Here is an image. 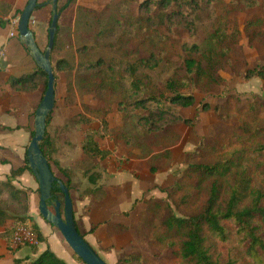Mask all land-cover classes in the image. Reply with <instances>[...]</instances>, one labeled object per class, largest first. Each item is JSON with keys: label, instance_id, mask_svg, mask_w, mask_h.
Segmentation results:
<instances>
[{"label": "trees", "instance_id": "16d2710c", "mask_svg": "<svg viewBox=\"0 0 264 264\" xmlns=\"http://www.w3.org/2000/svg\"><path fill=\"white\" fill-rule=\"evenodd\" d=\"M39 3L36 10L50 4ZM76 4L77 0L58 4L60 16ZM13 6L0 0V26L10 22L4 18ZM76 6L69 28L76 57L73 62L58 60L53 70L56 82L63 73L67 94L89 95L97 101L85 107L95 118L87 123L98 121V126L89 128L81 142L85 160L80 171L87 184L81 200L103 202L108 176L101 165L104 160L119 152L120 162L144 160L152 174L172 167V150L181 141L177 126L194 124L180 113L196 105L191 91L217 92L225 83L219 73L226 68L241 74L240 67L246 64L238 50L240 13H247L244 33L250 47L264 56V0H109L102 11ZM14 13L21 15L22 10ZM61 30L58 23L53 53L60 48ZM181 33L202 34V39L181 43L175 37ZM160 71L170 75L161 80ZM255 77L264 81V65L244 75L247 80ZM47 80L37 68L30 76L10 77L8 82L17 92L45 93ZM114 105L122 120L117 129L108 122ZM210 108L204 104L202 109ZM215 114L231 129L198 143L172 186L163 190L165 199L145 201L137 230L154 255L132 252L121 256L118 264H157L163 251L170 252L169 264H264V101L243 105L227 94ZM106 138L113 150L102 148L100 140ZM41 149L53 174L71 192L72 172L59 167L60 175L56 174L58 163L51 159L54 149L48 132ZM24 162L0 180V227L12 222L2 234L10 245L21 227L45 241L29 212L30 189L14 184L25 171L33 175L27 157ZM52 196L63 202L57 183ZM32 253L38 254V247H32ZM14 264L68 263L47 248L34 259H16Z\"/></svg>", "mask_w": 264, "mask_h": 264}, {"label": "rangeland", "instance_id": "374dc122", "mask_svg": "<svg viewBox=\"0 0 264 264\" xmlns=\"http://www.w3.org/2000/svg\"><path fill=\"white\" fill-rule=\"evenodd\" d=\"M66 1L67 0H61L59 6H63ZM224 1L226 3L230 2V0ZM27 2L28 0H23V3L19 6V9L13 6V10L23 11ZM108 2L109 0H77L76 5H84L87 7H92L98 11H102ZM76 5L69 7L60 16L59 25L62 28L60 32L62 39L60 48L52 54L53 64L61 59H67L70 62H73L76 57L75 50L69 44L72 37L69 28L73 27L77 7ZM45 8L46 10L42 14L38 13L39 11L36 10L32 14V19L35 17L37 20H41L43 22V27H45L48 34V29L50 27L52 18L51 4L46 5ZM14 11H12L10 15H12V20L18 19L19 24L21 15L15 16ZM246 19L247 13L242 12L238 15V25L242 32V38L238 44V50L242 55L246 65L240 67L241 74L238 75H234L230 68L221 70L219 74L223 77L225 83L220 86L217 92L207 94L195 89L191 91V94H193L196 98V105L193 108L181 110L180 113L185 118L192 120L194 124L192 126H177V130L181 135V139L183 138V144L177 148L176 152L178 161H181V158H183L182 148L185 144H187V149H192L195 144H197V147L198 143L202 139H212L217 134L227 132L231 129L229 124L220 121L215 114V108L225 101L227 94L238 97L243 105L255 101H264V81L256 77L249 80L244 78L247 70L255 69L258 64L264 65V56H260L256 49L250 47L248 39L244 33ZM35 22L32 23L33 29L36 27ZM175 37L181 43L186 42L189 44H194L199 43L200 39H202V34H199L198 36H190L187 33H181ZM46 47L47 45L45 44L42 50L44 51ZM159 73L160 78L158 76L157 78L161 80L166 79V77L170 75L169 72L163 73L160 71ZM66 87L65 77L63 73H59V79L56 82V106L52 113L51 123L48 126L47 132L51 136L53 142L54 151L51 159L52 161L58 163V166L54 167L56 174H58V176L60 175L59 167L72 172L73 189L70 194L74 202L75 220L77 225H80L83 215L81 203L84 201L81 200V196L87 187L85 178L80 171V163L85 160L81 149V142L84 138L85 132L89 128H97L98 126V121L94 123L92 122L91 124L87 123L88 119L94 120L95 118L91 113L86 111L85 107L95 106L97 105V101L89 95L78 94L70 96L67 94ZM43 95V90L40 89L38 92V105L40 104ZM204 104H209L211 107L210 110L204 111L202 109ZM36 109L31 114L32 123H34ZM121 121V116L117 112L116 105H114L113 113L108 116L109 125L111 128L117 129L120 127ZM107 140L110 141L109 138L100 140L102 147H105ZM190 152L186 153L183 160L184 164L186 157ZM120 153H122V150H120ZM39 200V185H37L36 189L30 190L29 212L34 219V222L40 227V230L45 237V241L43 243L39 242L38 245H32L28 242H20L17 243V245L21 248H29L31 251L32 247H38V249L41 250L52 248L56 251L59 248L60 250H64L70 256L74 264H84L83 261L81 262L74 257V252L66 243L61 233L41 217L39 213ZM61 200H63V198H61ZM140 215L139 222L135 223L130 231L125 225L122 224L115 225L114 229L110 227L111 229L104 228V231L101 230L99 233V238L103 240L104 243H107V246L104 249L102 247H98L99 251L102 252V254L108 252H112L115 256L118 254V258H121V256L132 252H140L145 256H153L154 253L150 250L146 240L141 235H139V231L137 230L140 223ZM100 224H106V222ZM94 231L95 230H93V232ZM113 232L116 234V236L113 234ZM169 259V251L161 252L156 258L157 264H169ZM115 264H118V262Z\"/></svg>", "mask_w": 264, "mask_h": 264}, {"label": "crops", "instance_id": "0c3cea01", "mask_svg": "<svg viewBox=\"0 0 264 264\" xmlns=\"http://www.w3.org/2000/svg\"><path fill=\"white\" fill-rule=\"evenodd\" d=\"M8 2L19 9L23 0ZM45 10L46 8L43 7L38 10V13L42 14ZM11 16L4 18L10 21L6 26H0V64L2 66L0 70V159L7 161L0 163V180H5L13 170L25 165L26 151L31 140V131L34 129L31 114L38 106L39 92H17L8 82L10 77L30 76L38 68L26 47L20 42L19 37L11 36ZM34 22L36 27L33 29L32 23ZM30 27L42 50L43 46L48 44V34L43 27V22L31 17ZM181 144H183V138L172 150L174 154L173 166L157 174H152L149 171L144 160L129 159L120 162L119 152L101 163L108 173L104 181L107 196L103 202L82 201L83 215L81 224L77 226L86 241L108 264H115L120 258H118V254L116 256L112 252L102 254L99 251L98 247L104 249L107 246V243L99 238L100 231H104V228L111 229L110 227L114 229L117 224L125 225L130 231L133 225L139 222V215L146 208L145 201L151 197L166 198V192L163 190L172 186L180 171L185 168L183 160L186 153L194 150L197 145L195 144L192 149H187V144H185L182 148L183 158L178 161L176 152ZM102 148L113 150L114 145L107 140L105 147ZM14 184L26 190L36 189L38 185L34 175L29 171H25ZM104 222L106 224H100ZM11 225L12 222L8 221L4 227H0V264H14L16 259L25 257L34 259L44 251L39 249L38 254H33L29 248H21L14 243L10 245L2 238V234ZM94 227L95 231L91 232ZM113 234L116 236L114 232ZM51 250L68 264H74L64 250L59 248L57 251L52 248Z\"/></svg>", "mask_w": 264, "mask_h": 264}, {"label": "water", "instance_id": "95a60500", "mask_svg": "<svg viewBox=\"0 0 264 264\" xmlns=\"http://www.w3.org/2000/svg\"><path fill=\"white\" fill-rule=\"evenodd\" d=\"M39 2L40 0H28L18 25L20 42L26 47L38 69L48 76L47 89L34 115V135L26 151L29 169L39 185V213L47 223L61 233L74 254L84 264H108L79 232L76 226L74 202L69 188L53 174L48 158L41 149V143L47 133L48 119L56 106V78L52 53L58 32L60 13L58 11L59 0H51L52 18L48 29V44L42 51L36 42L34 31L30 27L32 14L40 5ZM56 183L62 192L63 202L58 199L53 200L52 189ZM52 200L53 202H51Z\"/></svg>", "mask_w": 264, "mask_h": 264}, {"label": "built area", "instance_id": "2783aa9c", "mask_svg": "<svg viewBox=\"0 0 264 264\" xmlns=\"http://www.w3.org/2000/svg\"><path fill=\"white\" fill-rule=\"evenodd\" d=\"M18 25V19L11 20L12 37H18ZM1 69L2 66L0 64V70ZM20 242H28L32 245H38L39 243L38 238L29 229L24 227L19 228L14 235L13 243L18 246L17 243Z\"/></svg>", "mask_w": 264, "mask_h": 264}]
</instances>
